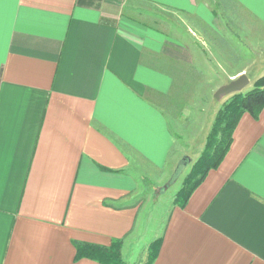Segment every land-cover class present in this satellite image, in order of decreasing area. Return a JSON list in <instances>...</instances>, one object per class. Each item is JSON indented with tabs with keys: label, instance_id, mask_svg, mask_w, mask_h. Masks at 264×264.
<instances>
[{
	"label": "crops",
	"instance_id": "obj_1",
	"mask_svg": "<svg viewBox=\"0 0 264 264\" xmlns=\"http://www.w3.org/2000/svg\"><path fill=\"white\" fill-rule=\"evenodd\" d=\"M229 1L264 22V0ZM139 2L187 31L148 24ZM208 2L0 0V264H103L76 258L72 240L112 238L132 264L157 237L152 264H264V106L240 115L219 165L149 230L148 184L203 150L206 126H173L159 98L175 78L165 56H204L189 29L214 27Z\"/></svg>",
	"mask_w": 264,
	"mask_h": 264
},
{
	"label": "rangeland",
	"instance_id": "obj_2",
	"mask_svg": "<svg viewBox=\"0 0 264 264\" xmlns=\"http://www.w3.org/2000/svg\"><path fill=\"white\" fill-rule=\"evenodd\" d=\"M135 5L136 8H127L126 11L130 9L132 14L154 27L169 33L175 31L182 33L188 29L177 28V21L181 18L168 8L146 2ZM208 5L215 12L214 27L202 25L196 29H189L194 31L193 36L197 37V46L205 53L204 56H198L199 58L192 61H174L165 56L161 64L166 71L173 73L175 78L172 88L159 98L173 126L190 130L193 128L194 131L203 124L206 126L203 148L208 132L213 131V128L221 123L222 117L219 116L226 109L227 104L241 99L238 94L231 93L216 101L214 98L216 88L240 73H245L247 76L257 74L248 85L237 92L243 96L253 89L254 80L264 73V22L247 21L246 14L242 15L229 0H209ZM237 16L241 20L239 26L235 25ZM199 131L201 132V129ZM216 134V136L219 134L218 128ZM197 142L196 140L192 143L196 146ZM195 149L189 152V156L179 159L177 167L170 170V176L165 178V182L148 184L147 194L154 193L155 197H158V201L153 205L156 208L154 218L149 222L150 231L160 226L165 212L170 204L174 203L175 195L183 184L185 176L189 174L193 163L201 153L200 149ZM143 196L136 198L137 201L141 202ZM148 243L132 264L145 262Z\"/></svg>",
	"mask_w": 264,
	"mask_h": 264
},
{
	"label": "trees",
	"instance_id": "obj_3",
	"mask_svg": "<svg viewBox=\"0 0 264 264\" xmlns=\"http://www.w3.org/2000/svg\"><path fill=\"white\" fill-rule=\"evenodd\" d=\"M239 101H234L225 107L220 118L221 123L208 132L206 144L193 163L192 169L185 176L183 184L178 189L174 203L184 205L195 186L203 179L207 171L215 168L221 162L232 140L233 129L240 115L247 111L253 117H257L264 106V73L258 76L253 82V89L241 96ZM219 130L216 136V130ZM75 247V257H89L100 261L103 264H125L121 256L122 238H112L108 244L88 242L82 240H72ZM161 238L157 237L148 243V255L143 264H152L157 255Z\"/></svg>",
	"mask_w": 264,
	"mask_h": 264
},
{
	"label": "water",
	"instance_id": "obj_4",
	"mask_svg": "<svg viewBox=\"0 0 264 264\" xmlns=\"http://www.w3.org/2000/svg\"><path fill=\"white\" fill-rule=\"evenodd\" d=\"M248 80L249 79L245 73H240L235 78H232L229 81L219 85L214 91V97L219 100L225 95L239 92L244 86H246Z\"/></svg>",
	"mask_w": 264,
	"mask_h": 264
}]
</instances>
